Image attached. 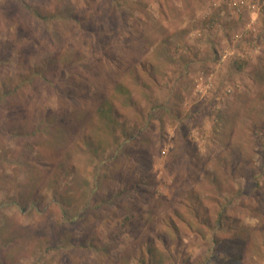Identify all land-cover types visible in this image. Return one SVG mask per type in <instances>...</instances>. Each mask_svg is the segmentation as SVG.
Listing matches in <instances>:
<instances>
[{
	"label": "rangeland",
	"instance_id": "rangeland-1",
	"mask_svg": "<svg viewBox=\"0 0 264 264\" xmlns=\"http://www.w3.org/2000/svg\"><path fill=\"white\" fill-rule=\"evenodd\" d=\"M251 5L0 0V264H264Z\"/></svg>",
	"mask_w": 264,
	"mask_h": 264
},
{
	"label": "built area",
	"instance_id": "built-area-1",
	"mask_svg": "<svg viewBox=\"0 0 264 264\" xmlns=\"http://www.w3.org/2000/svg\"><path fill=\"white\" fill-rule=\"evenodd\" d=\"M229 1L231 2L230 10L235 11V12L237 11L236 13H238V15H240V14L242 15V13L245 12V9L254 10L253 12H258V11H256L257 5L256 6L251 5V2L253 0H229ZM248 2H250V3H248Z\"/></svg>",
	"mask_w": 264,
	"mask_h": 264
},
{
	"label": "trees",
	"instance_id": "trees-1",
	"mask_svg": "<svg viewBox=\"0 0 264 264\" xmlns=\"http://www.w3.org/2000/svg\"><path fill=\"white\" fill-rule=\"evenodd\" d=\"M26 7L29 8V9H32V7L27 6V4H26ZM34 13H35L36 16H39V17H40V15H39L36 11H34ZM119 85H120V86H119ZM115 87H116V88H117V87H119V88H120V87L124 88V86H121L120 83H119V84L117 83V84L115 85ZM124 89H125V88H124ZM107 103H108V100H104V101L102 102V104L99 105L97 111H98V112H102L103 107H104ZM64 133H65V130H64V132H63L62 134H64ZM62 134H61V135H62ZM10 263H11V262H9V264H10Z\"/></svg>",
	"mask_w": 264,
	"mask_h": 264
}]
</instances>
